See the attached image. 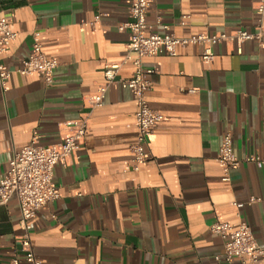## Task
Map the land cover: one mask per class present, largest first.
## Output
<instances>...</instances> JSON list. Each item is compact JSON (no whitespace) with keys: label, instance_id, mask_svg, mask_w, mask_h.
Listing matches in <instances>:
<instances>
[{"label":"crops","instance_id":"crops-1","mask_svg":"<svg viewBox=\"0 0 264 264\" xmlns=\"http://www.w3.org/2000/svg\"><path fill=\"white\" fill-rule=\"evenodd\" d=\"M261 1L146 0V23L178 38L264 31ZM0 14L16 34L0 57L11 72L0 86L1 180L15 152L59 144L87 112L103 65L123 59L129 33L119 27L131 18L126 0H0ZM36 32L43 54L57 61L50 86L40 73H15ZM241 50L235 42L215 45L206 63L202 47L188 46L142 61L151 71L145 99L164 119L138 171L130 155L135 102L118 83L109 86L76 157L54 168L59 198L37 212L30 238L41 264H215L216 256L226 264L223 241L210 231L217 222L244 223L264 245V165L244 162L251 155L264 161V46L246 41ZM133 74L127 62L117 79ZM225 135L240 161L228 182L217 162ZM19 219L13 196L0 206V264H11L19 249Z\"/></svg>","mask_w":264,"mask_h":264},{"label":"built area","instance_id":"built-area-1","mask_svg":"<svg viewBox=\"0 0 264 264\" xmlns=\"http://www.w3.org/2000/svg\"><path fill=\"white\" fill-rule=\"evenodd\" d=\"M129 3L131 21L119 27V31L128 30V41L125 46L121 62L103 65V82L94 93L87 112L68 126V134L57 145L41 146L31 143L15 152L9 161V168L4 178L0 180V206L6 205L15 196L19 208V227L22 231L17 241L18 251L11 254V264H41L35 257L31 232L37 212L47 203L56 201L59 193L53 182V172L56 165L68 166L76 157L80 142L84 139L90 126L91 112L103 105L104 95L113 83H118L122 89L129 90L136 105L134 122L137 130L135 142L130 146L132 169L138 171L146 162V142L156 126L164 119L163 115L152 110L145 99V93L150 88L147 76L151 71L143 68L142 61L159 55L175 57L179 49L188 46L202 47L201 60L211 62L214 59L212 47L221 43L235 42L237 54H241V45L246 41H253L258 47L264 46V31L261 25L255 32L238 30L234 35H194L185 38L175 37L171 33L164 34L150 32L146 23V0H126ZM260 21L264 20V0L257 8ZM160 25V21H157ZM167 30V27H163ZM16 34L11 31L10 24L0 14V57L14 43ZM131 62L134 74L129 79L118 80L117 75L122 65ZM57 68V61L48 59L42 52L40 33H33L31 52L21 61L15 70L20 76L28 77L40 73L44 84L50 86L53 74ZM11 72L0 63V86L5 89ZM217 162L222 170V180L228 182L230 173L237 168L240 161L233 153L232 139L225 135L221 141ZM244 162L254 163L262 168L264 161L260 157L251 155ZM261 199H252V202ZM211 233L218 235L223 241V261L226 264H256L260 257H264V245H259L253 237L251 229L241 223L233 229L226 223H214L210 226ZM220 258H214L215 264H220Z\"/></svg>","mask_w":264,"mask_h":264}]
</instances>
